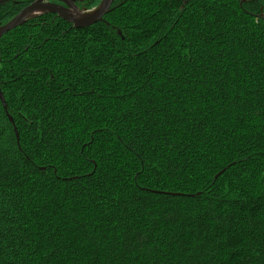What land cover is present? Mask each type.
Returning <instances> with one entry per match:
<instances>
[{
	"label": "trees",
	"instance_id": "trees-1",
	"mask_svg": "<svg viewBox=\"0 0 264 264\" xmlns=\"http://www.w3.org/2000/svg\"><path fill=\"white\" fill-rule=\"evenodd\" d=\"M0 88V264H264V0L42 14Z\"/></svg>",
	"mask_w": 264,
	"mask_h": 264
},
{
	"label": "water",
	"instance_id": "water-1",
	"mask_svg": "<svg viewBox=\"0 0 264 264\" xmlns=\"http://www.w3.org/2000/svg\"><path fill=\"white\" fill-rule=\"evenodd\" d=\"M2 1L3 0H0V3ZM51 1H57L60 4L52 3ZM114 2L115 0H102L95 9L91 11L84 10V12H81L75 5L76 0H36L21 10L8 23L0 26V37L15 28L23 26L29 19L46 13L57 15L68 24L73 25L76 29L88 28L103 21L104 17L111 12ZM241 2L243 3L245 0H241ZM79 13H82L84 16H77ZM0 100L3 108L6 110V101L1 88Z\"/></svg>",
	"mask_w": 264,
	"mask_h": 264
},
{
	"label": "bare ground",
	"instance_id": "bare-ground-1",
	"mask_svg": "<svg viewBox=\"0 0 264 264\" xmlns=\"http://www.w3.org/2000/svg\"><path fill=\"white\" fill-rule=\"evenodd\" d=\"M77 16L79 17H83L84 15L82 13H79Z\"/></svg>",
	"mask_w": 264,
	"mask_h": 264
},
{
	"label": "rangeland",
	"instance_id": "rangeland-1",
	"mask_svg": "<svg viewBox=\"0 0 264 264\" xmlns=\"http://www.w3.org/2000/svg\"><path fill=\"white\" fill-rule=\"evenodd\" d=\"M78 10H79V9H78ZM79 11L84 12V10H79ZM88 11H91V10H88Z\"/></svg>",
	"mask_w": 264,
	"mask_h": 264
},
{
	"label": "flooded vegetation",
	"instance_id": "flooded-vegetation-1",
	"mask_svg": "<svg viewBox=\"0 0 264 264\" xmlns=\"http://www.w3.org/2000/svg\"><path fill=\"white\" fill-rule=\"evenodd\" d=\"M36 1V0H35ZM52 3H55V2H53V1H51ZM58 4H60L59 2H58ZM76 5V4H75Z\"/></svg>",
	"mask_w": 264,
	"mask_h": 264
}]
</instances>
